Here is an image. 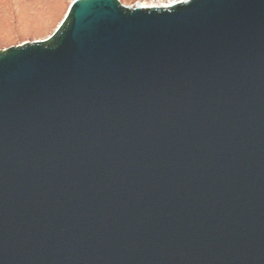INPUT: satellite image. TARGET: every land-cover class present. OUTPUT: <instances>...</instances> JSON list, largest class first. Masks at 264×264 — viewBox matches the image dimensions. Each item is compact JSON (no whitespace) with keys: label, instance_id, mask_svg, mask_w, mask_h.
I'll use <instances>...</instances> for the list:
<instances>
[{"label":"water","instance_id":"95a60500","mask_svg":"<svg viewBox=\"0 0 264 264\" xmlns=\"http://www.w3.org/2000/svg\"><path fill=\"white\" fill-rule=\"evenodd\" d=\"M0 264H264V0H72L0 49Z\"/></svg>","mask_w":264,"mask_h":264},{"label":"rangeland","instance_id":"374dc122","mask_svg":"<svg viewBox=\"0 0 264 264\" xmlns=\"http://www.w3.org/2000/svg\"><path fill=\"white\" fill-rule=\"evenodd\" d=\"M6 1L9 2V9L6 10V15L0 14V49L50 36L64 18L72 0H49L41 11H35L33 14L27 8L18 6V1ZM120 1L132 3L169 0Z\"/></svg>","mask_w":264,"mask_h":264},{"label":"trees","instance_id":"16d2710c","mask_svg":"<svg viewBox=\"0 0 264 264\" xmlns=\"http://www.w3.org/2000/svg\"><path fill=\"white\" fill-rule=\"evenodd\" d=\"M0 0V14L6 15V10L9 9V2L6 0ZM18 1V6H21V8H27L32 12V14L35 11H41L42 8L45 7V5L49 2V0H13Z\"/></svg>","mask_w":264,"mask_h":264}]
</instances>
